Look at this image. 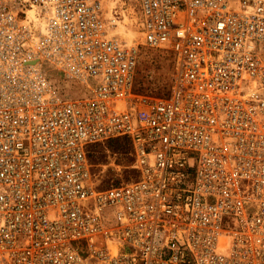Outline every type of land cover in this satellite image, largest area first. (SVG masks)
Wrapping results in <instances>:
<instances>
[{
  "label": "built area",
  "instance_id": "1",
  "mask_svg": "<svg viewBox=\"0 0 264 264\" xmlns=\"http://www.w3.org/2000/svg\"><path fill=\"white\" fill-rule=\"evenodd\" d=\"M0 264H264V0H0Z\"/></svg>",
  "mask_w": 264,
  "mask_h": 264
},
{
  "label": "rangeland",
  "instance_id": "2",
  "mask_svg": "<svg viewBox=\"0 0 264 264\" xmlns=\"http://www.w3.org/2000/svg\"><path fill=\"white\" fill-rule=\"evenodd\" d=\"M171 70L172 62L167 54L160 51H143L136 77L138 90L151 95L165 93L170 85ZM91 153L93 170L99 184L127 180L134 175L128 166L131 156L127 144L119 140H107L92 147ZM111 160H114V164L110 163Z\"/></svg>",
  "mask_w": 264,
  "mask_h": 264
},
{
  "label": "trees",
  "instance_id": "3",
  "mask_svg": "<svg viewBox=\"0 0 264 264\" xmlns=\"http://www.w3.org/2000/svg\"><path fill=\"white\" fill-rule=\"evenodd\" d=\"M115 140H119V141H121V142H123L124 144H127V141L126 140H124V139H121V138H116V139H110V140H108V141H115ZM99 143H96V144H94V145H92V147H95L96 145H98ZM92 147H91V149H90V151H89V156H90V158H91V152H92Z\"/></svg>",
  "mask_w": 264,
  "mask_h": 264
}]
</instances>
